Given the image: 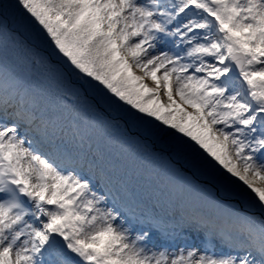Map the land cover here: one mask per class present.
<instances>
[{
	"label": "snow or ice",
	"instance_id": "snow-or-ice-1",
	"mask_svg": "<svg viewBox=\"0 0 264 264\" xmlns=\"http://www.w3.org/2000/svg\"><path fill=\"white\" fill-rule=\"evenodd\" d=\"M108 129L163 161L152 194ZM0 264H264V0H0Z\"/></svg>",
	"mask_w": 264,
	"mask_h": 264
},
{
	"label": "rangeland",
	"instance_id": "rangeland-1",
	"mask_svg": "<svg viewBox=\"0 0 264 264\" xmlns=\"http://www.w3.org/2000/svg\"><path fill=\"white\" fill-rule=\"evenodd\" d=\"M44 48V45H40L41 50ZM6 53L9 62L15 66L16 73L27 79L30 71V53L12 40L7 42ZM44 54L47 55V52H44ZM41 72H43V69H41ZM27 83L37 94L45 96L48 103L57 113H63L64 115L68 114V109L64 107V102L60 99V93L55 88H49L42 75L34 73L31 79L27 80ZM73 87L78 88L79 86L68 85L69 99L67 103L70 106L75 104L79 108H87L89 104H94L91 99L92 96L96 95L94 92L89 90L88 95L84 96L83 90L81 89V95L77 98L72 95L71 90ZM106 107L105 105V108ZM112 114L116 115L115 112ZM101 115H103V113H101ZM121 124H123V121H121ZM133 131H136V129L134 128ZM119 135L120 132L117 129H108L106 132L102 130L95 131L92 133L93 148H99L106 156L118 162L122 170L131 176L133 183L136 184L142 192L145 194H152L155 188V174L160 173V175L163 176L165 173L163 161L153 160L142 148H133L130 151H124L121 149L120 144L115 142V139L111 142L109 141V136L115 138ZM167 143L168 141L166 140H158L155 149H153L155 155H161V149H164L163 156L165 160L170 159L176 167L183 164L185 168H188L189 164L186 162V159L177 158L175 156L169 157L166 148ZM149 146L151 147V143ZM193 171H196V169H193ZM197 175L200 176L201 181L207 178L199 172H197Z\"/></svg>",
	"mask_w": 264,
	"mask_h": 264
}]
</instances>
